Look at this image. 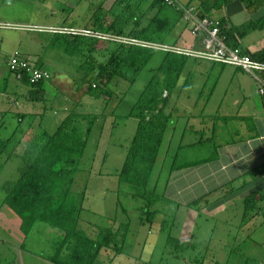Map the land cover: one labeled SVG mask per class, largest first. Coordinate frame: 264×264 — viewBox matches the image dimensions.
<instances>
[{"label":"trees","instance_id":"1","mask_svg":"<svg viewBox=\"0 0 264 264\" xmlns=\"http://www.w3.org/2000/svg\"><path fill=\"white\" fill-rule=\"evenodd\" d=\"M177 1L185 7H194L200 19H211L233 0ZM250 1L249 11L264 6V0ZM121 2H124L122 11L114 14L110 22L102 18L103 12L96 10L82 29L111 37L179 46L178 40L171 41L170 37L183 21L182 9L168 5L162 0H136L133 4L125 3V0ZM218 22L221 35L231 48L238 47V37L249 31L264 28V19L255 24L247 23L231 29L224 25L223 20ZM46 34L44 33L42 37L47 41V48L63 52L69 57H81L77 73L82 86L75 90L85 88V94L91 99L102 98L103 107L100 113H86L81 111L80 103L72 102L71 105L73 103L74 105L53 132L39 127L38 130L26 135V140L16 138L15 133L10 138L0 139V166L12 159L18 161L17 177L5 181L2 185L5 195L3 205L20 219L26 234L36 223L46 224L58 231L60 238L55 242L53 253L46 257L52 264H100L102 252H110L115 256L124 254L130 225L127 221L119 222L115 218H107L111 224L97 226L93 234H89L81 227L80 212L83 209L81 202L74 195L73 186L96 123L100 117L106 116L105 112L113 99H125L126 95L122 92L118 97L117 88L120 85L132 87L153 58L160 54L161 58L155 72L143 86L129 112L120 116L125 119L134 118L137 124L125 148L123 163L115 173L119 188L125 186L132 198L144 202L141 208L142 221L152 225L160 213L155 207L160 203L169 204L165 191L171 175L176 171L207 164L218 158L213 138L201 139L192 145L177 146L171 158L164 188L162 191L158 190L161 172L157 170V164L162 148H165L166 133L174 119L172 109L168 110L169 99L173 95L179 98L191 88L192 64L196 62L219 64L170 51L93 36ZM16 56L27 60L38 69L43 68L36 60L24 58L21 54ZM252 58L264 62V52ZM49 80L30 83L28 77L23 75L21 81L29 83L30 86L24 98L28 102L45 105L47 101L44 86ZM43 109L46 111L47 108ZM16 115L15 117L21 118V121L28 116ZM6 116L8 113H0L2 118L0 126L4 125L3 118ZM15 145L20 148V154L16 155L11 150ZM202 149H207V156L201 157ZM191 150H196L198 156L190 158L188 152ZM165 155L161 156L165 158ZM254 173L255 171L250 175ZM254 197L248 198L246 203L249 204ZM201 200L203 199L193 204L196 205ZM187 207L190 208L191 204ZM119 208L120 204L117 202L116 209ZM121 211L126 214L125 209L121 208ZM166 245L175 253L191 246L197 247L194 242H184L172 235L167 236Z\"/></svg>","mask_w":264,"mask_h":264},{"label":"crops","instance_id":"2","mask_svg":"<svg viewBox=\"0 0 264 264\" xmlns=\"http://www.w3.org/2000/svg\"><path fill=\"white\" fill-rule=\"evenodd\" d=\"M106 1L51 0L48 7V15L51 19L42 20L43 22H40V19L9 21L0 18V59L1 53H6L0 60V113H8V116L3 118L4 125L0 126V134L4 133L6 136L1 137L0 135V139L10 138L15 133L16 138L26 140V135L38 130L39 127L51 133L56 130L71 108V103L62 106L64 113L58 119L49 118L45 115V112L40 111L22 112L23 103L18 97H25L30 86L27 82L17 80L6 69L7 59L12 55L21 54L24 58L36 60L38 64L42 65L43 69L47 68L50 65L43 61L41 50L43 49L46 52L49 48H47V41L42 35L44 33L53 34L54 32H50V29H82L90 21L93 12L96 10L103 12L102 18L110 22L114 14L122 11L124 2L112 0L111 7L103 9ZM5 2L6 0H3L2 3ZM135 2L136 0H125V3L133 4ZM250 2V0H233L220 12L214 14L212 19L223 20L224 25L229 29L247 23L255 24L263 20L264 6L255 11H249ZM8 3L23 9L32 7L34 11L35 9L38 10L37 6L39 5L38 0L33 2L10 0ZM177 27L178 41L183 39L184 42L181 47L197 48L199 46V39L193 36L190 24L182 21ZM19 31L27 32L29 36L23 40L21 35L15 33ZM13 34L14 36H12ZM238 39V47L251 57H257L264 52V28L249 31L244 36L238 37ZM23 41L27 43L25 49L22 48ZM190 70L193 74V80L189 91L194 92L195 99L192 101L191 106L186 105V109H190L188 114H181L179 117L182 119L187 118V125L191 122V126H186L182 130L178 146L195 144L202 139L201 136L198 138L199 134L206 132L208 134L206 139L213 138V144L217 146L218 158L207 164L174 172L176 202L186 207L191 204L190 208L194 212L191 238L194 243L198 244L199 248L203 246L208 251L211 246H218L221 251L228 253L223 259L210 257L208 260L211 264H249V259L252 260V258H245V255L237 254V251L241 250L259 251L261 255L253 261L255 264H264V98L258 96L252 78L239 69L225 65L196 62L191 65ZM215 70L218 77L226 74L224 82L228 90L234 86V94H231L229 98L226 94L223 95V99L214 106L212 112L207 113L206 109L210 105L216 85L209 89L210 91L204 96L206 99H202V93L206 88L208 78ZM60 75V73H57L56 77L53 76L52 78L51 76L49 83L52 81V84L49 85L46 82L44 86L46 101L51 104L55 102L56 94L64 92L59 87L65 83L63 79L58 78ZM51 85L52 87H58V89H52L53 91L48 93L47 91L52 88ZM82 90L81 96L86 97L85 88ZM74 91L79 92L80 90L76 91L74 89ZM183 96L185 95L182 94L179 98ZM69 97L68 99H70ZM62 98L65 97L62 96ZM70 102L76 101L71 98ZM55 111L54 109V115L56 114ZM16 114H27L28 116L21 121V118L15 117ZM105 115L107 116L106 113ZM1 120L2 118H0ZM12 120L15 125L9 130L6 126L9 123L11 125ZM125 120L126 122H133L130 121L131 118ZM20 124L22 125L19 126ZM136 124L137 121L134 122L132 136ZM22 126L24 127L22 128ZM170 140V136L166 137V152L170 147ZM90 144L91 139L88 146ZM92 146L95 147V145ZM11 150L16 155L20 154L21 151L17 145ZM106 156L104 153L101 165L106 163ZM84 161L85 153L82 163ZM11 164L15 165V174L6 179L3 174ZM17 170V159H12L0 166V213L7 209L14 215V237L20 241L15 249L22 256L24 242L38 223L27 234L24 233L20 219L3 205L5 195L2 185L5 181L16 178L18 175ZM254 171V175H250ZM112 178L115 182V190L118 191L117 177ZM85 190L86 185L82 193ZM252 196H255L254 200L249 201V204H247L246 200ZM199 199L203 200L196 205L193 204ZM1 216V224L8 231L11 217L9 214ZM199 248H193V251L198 252ZM4 251L10 250L4 249ZM47 256L42 255L43 260L39 259L36 263L52 264L46 259ZM194 258L193 261L196 264H201L199 257ZM138 261H141L140 258H132L127 260L125 264ZM147 263L150 264V261H147ZM0 264L24 263L15 255L14 259L0 256ZM119 264H122V262Z\"/></svg>","mask_w":264,"mask_h":264},{"label":"rangeland","instance_id":"3","mask_svg":"<svg viewBox=\"0 0 264 264\" xmlns=\"http://www.w3.org/2000/svg\"><path fill=\"white\" fill-rule=\"evenodd\" d=\"M10 0H0V18L9 21H31L33 19H40V22L51 19L48 15V7L50 6L51 0H38V10L30 8H20L16 5H10ZM19 2V0H13ZM33 2L34 0H23ZM111 1H106L103 5V9L111 7ZM95 9V8H94ZM43 20V21H42ZM17 35H21L23 40L29 36L27 32H15ZM14 36V34L12 35ZM178 40V27L172 33L170 40ZM179 46H183V39H179ZM27 43L23 41L22 48H26ZM43 61H46L50 66L45 68L50 72L51 76H55L60 73V77L65 81L60 87V90L64 92L56 94L57 98L54 103L46 102L45 105L41 103H31L25 100L24 96L18 97L23 103L22 112L32 110V112H43L46 107L45 115L52 119H58L63 115L64 111L61 108L67 105L72 98L74 101L79 102L81 111L86 113H100L103 107L102 98L93 100L89 96H81L83 90L75 92L74 89L81 85L79 74L77 73V67L80 64L81 57L74 56L69 57L68 55L58 50L47 49L41 50ZM6 53H1V59ZM161 55L157 54L151 63L143 70L135 84L129 88V86L120 85L117 88L118 97L121 96V92L125 93V99L118 100L113 99L111 105L108 106L107 116L100 117L95 125L91 136V144L85 151V161L81 164L80 171L76 175V182L73 186L74 195L81 202L82 211L80 212V224L81 227L89 234H93L94 229L97 226H109L111 221L108 219L115 218L117 221L129 222L130 229L129 234L124 246V254L115 256L110 252H102L100 255V264H125L127 260L132 258H140L141 261L133 262L129 264H196L193 260L194 257H199L201 264H211L208 260L210 257L221 258L228 255L224 251L220 250L218 246H211L207 251L206 247L198 246V252H194L192 246L183 249L179 253L171 251L170 247L166 245V238L168 235H172L184 242L192 241L191 235L193 231L194 212L193 209L186 206L179 205L176 201L175 186L176 179L174 173L171 175L169 180L168 188L165 193L167 203L158 204L155 209H158L160 213L156 216L152 225L147 221H142L141 208L144 206V202L141 199H134L128 194V189L123 186L115 190V182L112 177L119 170L123 162V154L125 147L129 144L132 138V130L134 128V122L136 119L131 118L130 121L126 122L125 118L120 116L125 115L129 112L133 102L139 96L143 89V86L155 72ZM0 59V60H1ZM5 60V59H4ZM7 69V68H6ZM218 69V68H217ZM216 70L208 78V83L204 92L202 93V99H206L204 96L209 92L210 88L214 85L215 91L211 98L210 105L207 107L206 112H212L213 108L217 103L223 99V95L229 98L231 94H234V86L229 90L225 84L226 74L220 77L216 76ZM52 76V78H53ZM218 77V78H217ZM52 84V81L49 83ZM52 87V85H51ZM58 87H52L48 93L52 92ZM236 94V93H235ZM185 96L177 98L171 96L169 99L168 110L173 108V122L166 133V137L170 136V147L166 152L165 148H162V153L166 154L165 158L160 155L157 164V170L161 172V181L158 190L162 191L164 188L165 180L168 176V170L171 164V158L175 153V150L180 141V135L186 126H191V122H186L187 118H180L181 114H188L190 109H186V105L192 104L195 99L194 92L187 91L184 93ZM196 95V93H195ZM65 97V98H62ZM68 96H70L68 99ZM86 98V99H85ZM24 99V100H23ZM74 105V103L72 104ZM70 104V106L72 107ZM56 110V114H53V110ZM192 110V109H191ZM21 111V110H20ZM172 111V110H171ZM197 111V110H195ZM180 118V119H179ZM10 121V120H9ZM133 123V124H132ZM15 123L11 122V125L6 127L13 128ZM11 126V127H10ZM24 126H22L23 128ZM190 128V127H188ZM1 137L6 134H0ZM208 134H199L202 139H206ZM165 137V140H166ZM166 141H164V146ZM92 145H95L92 146ZM106 154L107 161L104 165H101L103 154ZM190 158L198 156L197 151L188 152ZM201 157L207 156V149L200 153ZM15 174V165H10L7 171L4 172L3 177H8ZM1 176V179L3 178ZM86 185V190L84 187ZM119 202L120 208L116 209L115 205ZM179 206V207H177ZM121 208L126 210V214L121 211ZM9 214L11 220L9 222V230L6 231L5 227L1 224L2 216ZM108 218V219H107ZM14 215L9 210H3L0 213V253L1 257H7L14 259L16 255L24 264H37L36 261L43 258L42 255H50L54 251L55 242L60 238V234L56 229L49 227L46 224L38 223L35 229L28 236L24 242V250L22 256L15 249L20 243L18 239L14 237ZM23 241V240H22ZM9 249L10 251H4ZM3 251V252H2ZM237 254L245 255V258L250 257L249 264H255L253 259L256 260L261 254L259 251H237ZM264 256V253H263ZM233 264V263H231Z\"/></svg>","mask_w":264,"mask_h":264},{"label":"built area","instance_id":"4","mask_svg":"<svg viewBox=\"0 0 264 264\" xmlns=\"http://www.w3.org/2000/svg\"><path fill=\"white\" fill-rule=\"evenodd\" d=\"M168 5H172L183 10V21L190 24L193 36L199 39L197 48L172 47L168 45H157L134 39L111 37L83 29H50L54 33H67L83 36H93L97 38L110 39L120 43L147 47L162 51H170L183 54L201 61L230 66L239 69L249 75L256 87L259 97L264 98V62L253 59L249 54L243 52L239 47L231 48L227 45L225 37L221 35L219 22L216 19H200L194 7H185L177 0H162ZM7 70L10 71L17 80H21L26 75L30 83L51 78L50 72L46 69H38L20 56L13 55L6 63Z\"/></svg>","mask_w":264,"mask_h":264}]
</instances>
